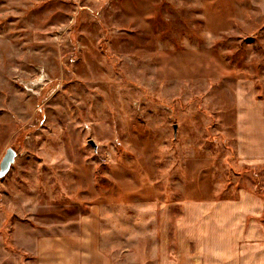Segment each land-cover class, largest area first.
<instances>
[{
	"label": "rangeland",
	"instance_id": "374dc122",
	"mask_svg": "<svg viewBox=\"0 0 264 264\" xmlns=\"http://www.w3.org/2000/svg\"><path fill=\"white\" fill-rule=\"evenodd\" d=\"M244 105L264 144V0H0V160L17 154L0 264H37L22 227L84 225L110 264H174L190 209L239 191L262 198L264 225Z\"/></svg>",
	"mask_w": 264,
	"mask_h": 264
},
{
	"label": "crops",
	"instance_id": "0c3cea01",
	"mask_svg": "<svg viewBox=\"0 0 264 264\" xmlns=\"http://www.w3.org/2000/svg\"><path fill=\"white\" fill-rule=\"evenodd\" d=\"M246 108L244 105L238 120L244 137L240 144L245 146L243 155L248 163L264 160V144L257 140L262 134H258V126L263 117ZM237 194L234 199L238 200L212 201L190 209L188 258L174 260V264H264V225L256 220L262 213L263 200L251 191ZM58 231L39 236L22 227L17 241L22 248L36 241L37 258L33 259L37 264L110 262L99 246L97 226L84 225L79 234Z\"/></svg>",
	"mask_w": 264,
	"mask_h": 264
},
{
	"label": "water",
	"instance_id": "95a60500",
	"mask_svg": "<svg viewBox=\"0 0 264 264\" xmlns=\"http://www.w3.org/2000/svg\"><path fill=\"white\" fill-rule=\"evenodd\" d=\"M175 128V126H174ZM88 143L92 144V146L95 148L96 145L92 139L88 140ZM16 151L8 147L6 148L1 160H0V178L5 176V174L9 171L11 165L13 164L15 157H16Z\"/></svg>",
	"mask_w": 264,
	"mask_h": 264
}]
</instances>
